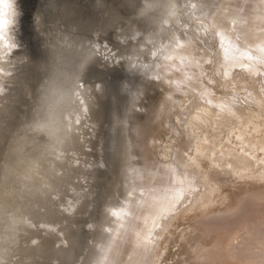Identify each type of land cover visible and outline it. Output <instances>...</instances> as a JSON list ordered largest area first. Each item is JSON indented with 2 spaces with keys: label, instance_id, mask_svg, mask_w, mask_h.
Here are the masks:
<instances>
[{
  "label": "bare ground",
  "instance_id": "1",
  "mask_svg": "<svg viewBox=\"0 0 264 264\" xmlns=\"http://www.w3.org/2000/svg\"><path fill=\"white\" fill-rule=\"evenodd\" d=\"M126 1L47 0L34 13L36 33L34 38L38 39V41H34V46H37L36 50L31 52L32 48L30 50L22 49L11 54L9 51L18 42L16 31L11 29L13 25H16L18 19V7L16 0L0 2V90L5 88L0 92V264H74L75 253L79 248H82L81 217L90 209L89 200L93 193L91 186L101 178L100 164H104L102 160L97 161L90 158V147L96 139L100 138L101 119L106 102L105 89L101 80H89V77L92 76L91 71L83 75L80 71L81 67L90 56H95L94 65L100 56H108L112 59L125 53L126 65L131 69L145 73L144 54L160 40L167 43V41H175V36L178 33L181 36L180 27L183 26L184 30L186 27H190L193 21L189 20V16L195 9H198L199 3L204 0H142L138 9L130 14L124 13L123 10L132 7L135 0ZM205 1L210 7H208L210 21L213 26L218 28V33L221 36H225L226 31L230 30L233 34L241 35L244 41L264 42V38H257L259 36L258 25H256L258 15L253 8L246 6L247 0ZM188 2H190L191 12H188L189 15L184 17ZM204 6H200L198 14ZM260 10L258 9L259 12H261ZM242 11H245L244 14H247L249 18L248 23L244 25L246 28H243L244 26L238 28L237 24L232 22ZM262 12L264 11L262 10ZM102 13H105V18H101ZM157 15L161 17H157ZM121 18H124V21L112 30L111 41H106L105 46L99 44L96 36L105 35ZM180 22L181 26L177 27L174 36L170 40L166 39L169 35L163 39L167 29ZM260 26L264 28V21L260 20ZM190 36L192 39L191 32ZM179 40L181 41V39ZM109 45L111 47L108 50ZM139 48L143 49L138 58L139 62L138 60L129 62L130 57ZM112 50H116V52L112 53ZM16 53L18 54L16 55ZM177 61L179 60L177 59ZM177 63L179 64V62ZM180 66L182 67V65ZM177 67L178 65L175 69ZM175 82L176 80L173 83L175 84ZM173 83L171 82L169 86L172 87ZM162 87L166 88L167 84L165 83ZM171 93L168 90L165 91L154 112L150 113L148 106L149 108L141 110L137 115L138 127L142 130L141 133L136 132L137 142L141 145L145 167L144 170L140 169L141 176H137L136 181L137 183L140 181L144 187L150 182L154 188L150 190L147 200L142 196L145 203L137 204V209L141 208L138 214L131 222L127 219V223L129 221L130 225L126 221L127 226L123 224L124 221L121 222L124 216L133 211L129 210L126 205L122 207L115 203L121 199L117 195L119 192L107 193V197L105 196L107 188L114 186V182L109 184L111 177L105 179L101 188L104 195L102 205L106 204L108 209L115 210H113L115 225L120 220V229H123V226L124 231L126 228L128 229L124 233L125 241L121 250L123 253L118 251L121 253V257L118 258V261L115 259L117 264H136L139 262V258H143L140 254L144 252V248L140 243L141 235L137 232L138 229L146 226L149 228L147 232L151 234V229L156 227L163 218L165 209L174 207L173 205L177 203L176 200H172V193L176 197H181L178 190H183V183L187 185L186 190L191 188V182L188 183L187 177L183 176L178 164L171 161L170 158L168 162L161 161L159 159L161 157H158L156 153L162 152V142L167 135L170 136L167 133L168 126L164 117L171 115L165 109L166 102L167 104L170 102L169 106L173 103ZM171 97L172 100H170ZM206 103L196 106L195 109L207 107L208 110L204 114L206 115L209 110H212L209 107L212 108L214 102L209 105ZM220 106L222 108V105ZM113 114L114 117L110 124L112 129L116 128L121 121L120 118L115 117V112ZM177 117L179 118V116ZM214 121L217 120L214 119ZM187 122L189 123L188 119ZM113 136L110 134L109 138L110 146L114 151L115 142L113 140L115 137ZM122 136L121 133L119 141L124 143ZM168 139L173 140L170 137ZM169 140L166 142L169 143ZM165 149L168 150V148ZM229 154L222 155L226 157L230 156ZM170 155L172 156V154ZM251 161L248 159L249 163ZM112 166L113 161L110 162V165H106V168L111 170ZM135 175H137L136 172ZM138 189L140 188L138 187ZM133 192H130L131 195ZM108 196L114 201L113 203L110 200L107 201ZM120 206L123 209L126 208L125 212ZM119 209L122 211L119 212ZM120 213L122 214L120 215ZM95 218L90 221L88 226L90 242L85 244V246L92 247L91 254L96 248L100 249V245L98 246L97 243L99 234L103 230V221L102 224L100 221L98 223V219ZM129 219L131 218L129 217ZM95 228H98L96 238H94ZM110 231H113L112 228ZM112 233L109 232V234ZM112 253L114 252L112 251ZM145 253L149 255L151 252L147 250ZM118 254L117 256H119ZM33 255L34 258L29 259ZM110 257L112 258L111 255ZM152 258H155L154 252ZM91 260L89 255L86 264H91ZM92 262L94 261L92 260Z\"/></svg>",
  "mask_w": 264,
  "mask_h": 264
},
{
  "label": "rangeland",
  "instance_id": "2",
  "mask_svg": "<svg viewBox=\"0 0 264 264\" xmlns=\"http://www.w3.org/2000/svg\"><path fill=\"white\" fill-rule=\"evenodd\" d=\"M141 1L135 0L132 7L123 10L124 13L130 14L136 11ZM16 3L18 13L22 18L17 19L16 25L11 27L16 31L18 42L12 46L9 54L34 47L28 16L24 17L20 10V2ZM200 3L198 9H195L189 16V20L193 21L189 28L186 27L184 30L180 25L182 21L179 24L176 23L167 29L163 39L169 35L166 39L170 40L180 26L181 36L178 33L175 36V41L171 40L167 43L160 40L144 54L146 74L135 69L132 70L130 67L123 69L122 66L126 59L124 53L112 59L108 56H106L107 59L103 57L104 62L100 65L101 71L97 76L91 78L92 81L101 80L103 82L106 102L101 119L100 138L96 139L90 147V158L104 161L105 165H101L99 180L111 177L109 184L114 182L112 188L107 186L105 196L107 197V193L119 192L117 195L122 200L119 199L120 201L115 203L122 207L126 205L129 210L134 212L130 211L131 214L128 213L127 216H124L125 220H121L126 226L130 225L131 220L141 209H137V204L145 203L144 200L149 198L148 194L154 188L150 182L145 188L144 184L136 181L137 176H141L140 169L144 170L145 167L141 145L137 142L136 132H142L138 127L137 115L148 106L150 113L154 112L166 90L172 92L173 95L172 105H168L170 102L165 103L167 105L165 109L171 114L164 117L168 126L167 133L170 136L167 135L162 142V152L156 153L158 157H161L159 158L161 161L171 160L178 164L179 170L183 176L187 177L188 183L191 182V188L186 190L187 185L183 183V190H178L181 197H176L172 193V200H176L177 203L172 201L175 203L174 207L165 209L167 212L165 211L158 225L151 229V234L147 232L149 228L146 226L138 229L144 252L140 254L143 258L138 257L139 262L136 264H264V42L244 41L241 35L233 34L230 30L226 31L225 36H221L218 33V28L213 26L210 21L208 3L205 0ZM33 4L34 2L29 4L28 11L31 9L30 5ZM202 5L204 8L198 14ZM246 6L253 8L258 15L256 17L257 33L259 34L257 38H264V32H262L264 28L260 26V20L264 21V12H262V10L264 11V0H247ZM258 9H261V12ZM188 12H191L190 2L186 4L184 17L189 15ZM26 13L24 14L26 15ZM244 13L245 11L238 13L232 21L237 24L238 28H242L249 21L248 15ZM104 14L102 13L101 18H105ZM157 17L161 16L157 15ZM101 21L103 20L101 19ZM123 21L124 18L117 20L105 35H97L96 39L99 44L105 46L106 41H111L112 30ZM190 32L193 36L192 39ZM110 47L109 45L107 49L109 50ZM142 51L143 49L139 48L133 53L129 62L138 60ZM111 52H116V50ZM171 60L175 61L171 62ZM177 65L178 67L175 69ZM179 65H182V67L180 66L182 69ZM164 80L166 81L164 82ZM171 82L173 83L172 87L169 86ZM165 83L167 84L166 88L162 87ZM4 90L5 88L0 92ZM206 102H214V104L211 103L214 106L209 107L212 110L204 115L208 110L207 107L195 108ZM114 112L115 117L120 118L121 121L115 129H112L110 124ZM146 112L148 111L146 110ZM218 114L219 116H217ZM187 119L190 124L192 123L191 125ZM121 133L124 143L119 141ZM110 134L115 137L113 140L115 142L114 151L110 146ZM169 137L174 141H170ZM166 139L169 140V143L166 142L168 141ZM193 144L199 145L194 146ZM195 147L198 148L195 149ZM113 152L116 153L117 160L113 162L111 170H108L106 165H110V162L113 161ZM208 152L209 155H207ZM222 154L230 156L225 157ZM216 157H218L217 160H215ZM227 157L229 160L226 159ZM252 158L253 161H251ZM246 159L247 161H244ZM248 159L251 161L250 163ZM228 163L229 165H227ZM133 170L134 172H132ZM101 186V181L91 186L93 191L89 200L91 206L80 221L82 248H79L75 253L74 264H86L89 255L94 261L91 260V264H114V262L117 264L118 258L123 253L121 250L127 228L125 231L123 230L124 226L123 229H120V220L116 226L113 218L115 210L108 209L106 204L102 205ZM130 192H133L132 195L136 193L132 196ZM110 196L107 201L110 200L113 203ZM142 196L146 198L144 199ZM135 200L140 202L137 203ZM124 202L125 204H123ZM134 203L135 205H133ZM121 206L123 211L126 210ZM121 209L118 211L121 212ZM94 218L98 219V223L100 221L102 224L103 221V230L99 234L97 243L98 246L100 245V249L96 248L91 254L92 247L85 246V244L90 242L88 226ZM127 219L130 222L127 223ZM105 224L106 226H104ZM111 228L113 231H110ZM97 230L98 228L94 229V238L98 235ZM109 232L115 234H109ZM116 244L117 246H114ZM147 250L151 252L149 255L145 253ZM153 252L154 259L152 258Z\"/></svg>",
  "mask_w": 264,
  "mask_h": 264
},
{
  "label": "water",
  "instance_id": "3",
  "mask_svg": "<svg viewBox=\"0 0 264 264\" xmlns=\"http://www.w3.org/2000/svg\"><path fill=\"white\" fill-rule=\"evenodd\" d=\"M46 1L47 0H43V1H39V0H16V2H20V4H21V6H20V10H22V12H23V15H24V17L25 16H28V21H29V27H30V30H31V38L33 37H35L36 36V33H35V28H34V16H35V11L39 8V7H41L43 4H45L46 3ZM31 2H34V4L33 5H30V7H31V9H29V11L27 10V7L29 6V4L31 3ZM25 12H27L26 13V15L24 14ZM20 18H22V16H20V14L18 13V20H20ZM35 39V38H34ZM34 41H38V39H35ZM37 44V43H36ZM37 47V46H36ZM35 46L34 47H31L32 48V51L31 52H33L34 50H36L35 48H36ZM30 50V49H29ZM34 54V53H33ZM103 57H105L106 59H107V57L106 56H100L99 57V59L97 60V62H96V64H94L93 65V63H94V59H95V56H90L85 62H84V64H83V66L81 67V73L84 75H86L88 72H92V76L91 77H89V80L90 81H92L91 80V78L92 77H95V76H97L98 74H99V72L101 71V64H103ZM109 58V57H108ZM123 67V69H126L125 67H128L127 65H126V59H125V63H124V65L122 66ZM133 70V69H132ZM89 111H90V113H92V111H91V108H89ZM115 129V128H114ZM112 158H113V162H115L117 159V156H116V153L115 152H113V155H112ZM57 159H59V158H57ZM101 165H104V164H100V168H101ZM99 181H101V188L103 187V183L105 182V180H99ZM101 194H102V196L104 197V195H103V191L101 192ZM91 203V202H90ZM102 204H103V202H102ZM100 210V209H99ZM99 214V213H98ZM93 220V219H92ZM89 231V230H88ZM39 238H40V240H42L41 239V236H39ZM38 244H39V242H38ZM15 250H17L18 251V249L17 248H15ZM32 258H34V255L33 256H31L29 259H32Z\"/></svg>",
  "mask_w": 264,
  "mask_h": 264
},
{
  "label": "clouds",
  "instance_id": "4",
  "mask_svg": "<svg viewBox=\"0 0 264 264\" xmlns=\"http://www.w3.org/2000/svg\"><path fill=\"white\" fill-rule=\"evenodd\" d=\"M0 2H2V0H0Z\"/></svg>",
  "mask_w": 264,
  "mask_h": 264
}]
</instances>
